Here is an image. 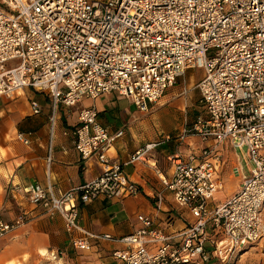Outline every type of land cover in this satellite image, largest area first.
<instances>
[{"label": "built area", "instance_id": "2783aa9c", "mask_svg": "<svg viewBox=\"0 0 264 264\" xmlns=\"http://www.w3.org/2000/svg\"><path fill=\"white\" fill-rule=\"evenodd\" d=\"M189 69L203 72L195 88L206 116L165 140L195 136L207 145L199 156L169 158L173 172L163 185L194 218L177 241L144 216L137 232L118 239L81 228L82 205L139 192L109 157L123 132L111 136L94 107L78 113L74 149L83 161L95 158L101 174L59 194L38 184L12 186L10 193L60 216L68 234H77L71 239L76 251L108 240L123 246L113 253L121 264H238L264 240V0H0V98L25 89L46 94L51 126L57 105L73 108L110 93L149 114ZM30 108L41 112L36 102ZM17 140L29 145L21 134ZM224 144L244 151L247 162L238 158L232 170L238 190L210 209ZM157 146L145 145L129 163L145 161ZM29 219L0 218V239Z\"/></svg>", "mask_w": 264, "mask_h": 264}, {"label": "crops", "instance_id": "0c3cea01", "mask_svg": "<svg viewBox=\"0 0 264 264\" xmlns=\"http://www.w3.org/2000/svg\"><path fill=\"white\" fill-rule=\"evenodd\" d=\"M202 77L203 73L200 77H188L185 73L179 78L181 90L169 89L149 114L138 112L130 99L116 93L104 94L94 101L84 99L73 108L59 104L53 126L52 102L46 94L25 89L10 98H0V218L6 222L20 214L30 218L26 225L0 239V264H121L113 257L114 251L123 248L120 243L93 241L89 250L76 251L71 239L77 234H68L60 216L49 217L30 205L24 196L10 193L12 186L38 184L59 194L101 174L95 158L83 161L74 149L78 113L89 107L96 109L99 124L111 136L123 132L112 143L109 157L122 165L128 181L139 192L122 200L98 197L82 205L81 228L118 239L137 232L141 228L137 218L144 216L177 241V236L194 223V218L188 209L176 205L171 192L163 185L162 181L170 180L173 172L169 158L176 154L184 159L199 156L207 144L195 136H189L182 143L165 138L177 136L198 117L206 116L195 88ZM31 102L38 104L40 114H32ZM171 112L177 113L180 120L172 118ZM19 134L29 140V145L17 140ZM148 144L158 146L145 161L129 163L130 157ZM242 153L246 158L245 152ZM219 155L214 177L217 199L213 203L209 201L210 209L225 202L240 184L232 173L240 156L227 144L219 148ZM53 254H58L56 260L52 259ZM238 264H264V240L250 248Z\"/></svg>", "mask_w": 264, "mask_h": 264}, {"label": "rangeland", "instance_id": "374dc122", "mask_svg": "<svg viewBox=\"0 0 264 264\" xmlns=\"http://www.w3.org/2000/svg\"><path fill=\"white\" fill-rule=\"evenodd\" d=\"M202 71L200 70V69H189V70H187V72H186V75L188 76V77H200L201 75H202ZM199 80V79H198ZM181 83V79H179V80H177V84L174 86V87H176V91L178 92V91H180L181 90V87L180 86H178L179 84ZM173 87V88H174ZM171 117L172 118H174V119H178V120H180V116L177 114V113H175V112H171ZM235 152V151H234ZM237 152V154L240 156V158H242L243 159V162H247V158H244L243 157V153H242V151H236ZM227 185H229V184H227ZM226 189L227 188H224V190H223V193H226ZM217 199V195H215L214 196V198L210 201L211 203H213V201H215Z\"/></svg>", "mask_w": 264, "mask_h": 264}]
</instances>
